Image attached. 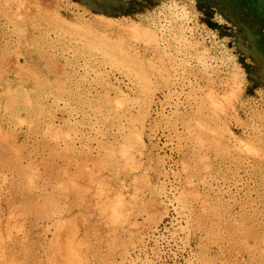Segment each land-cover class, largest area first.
Segmentation results:
<instances>
[{"label":"rangeland","instance_id":"1","mask_svg":"<svg viewBox=\"0 0 264 264\" xmlns=\"http://www.w3.org/2000/svg\"><path fill=\"white\" fill-rule=\"evenodd\" d=\"M231 42L196 0H0V264H264V87Z\"/></svg>","mask_w":264,"mask_h":264},{"label":"water","instance_id":"2","mask_svg":"<svg viewBox=\"0 0 264 264\" xmlns=\"http://www.w3.org/2000/svg\"><path fill=\"white\" fill-rule=\"evenodd\" d=\"M86 6L94 15L111 19L131 18L147 8L148 0H72ZM199 11L217 9L234 30L228 36L235 38L238 61L255 85L264 87V0H196ZM212 29L216 26L207 23ZM227 37L226 34L220 33ZM247 60L254 63L255 72H249Z\"/></svg>","mask_w":264,"mask_h":264},{"label":"flooded vegetation","instance_id":"3","mask_svg":"<svg viewBox=\"0 0 264 264\" xmlns=\"http://www.w3.org/2000/svg\"><path fill=\"white\" fill-rule=\"evenodd\" d=\"M199 12H200L201 21L207 26H208L207 23L216 26L217 29L215 30H217L218 33L226 34L227 38H229L232 41L231 43L236 48V51H237V47L234 45V41L236 39L231 36H228L234 30L233 25L230 22H228V20L224 18L217 9H208L206 11H199ZM247 63L249 65L248 71L255 72V69L253 68L254 63H252L249 60H247Z\"/></svg>","mask_w":264,"mask_h":264}]
</instances>
